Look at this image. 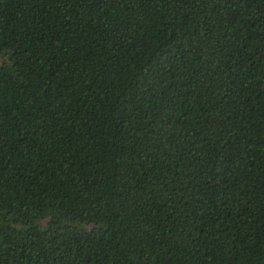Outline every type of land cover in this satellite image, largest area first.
<instances>
[{
  "label": "trees",
  "instance_id": "16d2710c",
  "mask_svg": "<svg viewBox=\"0 0 264 264\" xmlns=\"http://www.w3.org/2000/svg\"><path fill=\"white\" fill-rule=\"evenodd\" d=\"M0 264H264V0H0Z\"/></svg>",
  "mask_w": 264,
  "mask_h": 264
}]
</instances>
